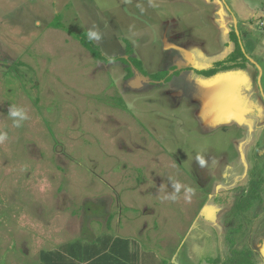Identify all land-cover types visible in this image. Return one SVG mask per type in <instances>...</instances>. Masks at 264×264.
I'll return each mask as SVG.
<instances>
[{
    "label": "rangeland",
    "instance_id": "374dc122",
    "mask_svg": "<svg viewBox=\"0 0 264 264\" xmlns=\"http://www.w3.org/2000/svg\"><path fill=\"white\" fill-rule=\"evenodd\" d=\"M232 30L245 69L180 60ZM0 133V264L102 234L149 264H264V0H0Z\"/></svg>",
    "mask_w": 264,
    "mask_h": 264
},
{
    "label": "trees",
    "instance_id": "16d2710c",
    "mask_svg": "<svg viewBox=\"0 0 264 264\" xmlns=\"http://www.w3.org/2000/svg\"><path fill=\"white\" fill-rule=\"evenodd\" d=\"M51 26L63 29V25L59 19ZM75 37L79 39L80 43L85 46L94 58L103 59L87 33H82ZM232 38L234 40V50L226 60L216 62L212 68L195 70V72L203 77H211L221 71H229L234 68L245 69L247 58L241 48L240 41L234 33L232 34ZM134 64L140 69L139 64L136 62ZM165 74L167 72L161 75L158 73L153 78L154 80H158ZM131 245L130 239L114 238L110 234H102L95 237L90 243L82 244L79 241H72L61 244L53 250H41L39 252V264H136L138 260H141L143 263V261H147L151 257L150 253L137 256V250H131Z\"/></svg>",
    "mask_w": 264,
    "mask_h": 264
},
{
    "label": "crops",
    "instance_id": "0c3cea01",
    "mask_svg": "<svg viewBox=\"0 0 264 264\" xmlns=\"http://www.w3.org/2000/svg\"><path fill=\"white\" fill-rule=\"evenodd\" d=\"M164 46L165 47H163L164 49L167 47V45L165 44V41H164ZM232 46L230 45V46H228V48L226 49V51L222 54V55H220V56H216V57H214V59L212 60V59H210L209 57H203V55H201L199 52L201 51V48H198V47H196V46H193L192 47V50H191V52L189 51V50H186V49H184V50H182V51H180L179 50V55H180V60L182 61V63L184 62V61H186L187 62V60H191V61H193V59H189V57L187 56V53H189V54H191L192 55V57L194 58V62L196 63V67L197 68H199L198 70H202V69H209V68H212L213 66H214V64L216 63V62H219V61H223V60H226V58L233 52V50H232V48H231ZM168 49V48H167ZM202 52H204V51H202ZM187 59V60H186ZM196 59V60H195ZM210 59V60H209ZM180 70H182V69H178V71H180ZM231 70H240V69H237V68H234V69H231ZM231 70H229V71H231ZM168 71V70H167ZM164 72H166V71H164ZM225 72H227V71H221V72H219V73H225ZM219 73H217V74H219ZM173 76H175V75H173ZM172 76V77H173ZM215 76V75H214ZM196 77H203V76H196ZM211 77H213V76H211ZM211 77H204V78H208V79H210ZM239 108V107H238ZM225 117V115L223 116V118ZM117 225V231H118V229H120L121 228V226L119 225V224H116ZM145 226H142L141 227V230L142 229H145L144 228ZM141 230H139L138 232H137V234L138 235H140V232H141ZM122 232V231H121ZM116 237H120V236H116ZM121 238H124V239H131V238H128V237H121ZM73 241V240H72ZM72 241H69V242H72ZM148 242H149V240H148ZM68 243V242H67ZM58 248V247H57ZM54 249H56V248H54ZM131 250L132 249H136V247L132 244L131 245V248H130ZM48 250V249H47ZM51 250H53V249H51ZM137 250V249H136ZM147 254V253H146ZM39 258V257H38ZM155 262V256H154V254H151V257H149L148 259H147V261H143V263L142 264H149L150 262ZM138 262H139V260H138Z\"/></svg>",
    "mask_w": 264,
    "mask_h": 264
},
{
    "label": "clouds",
    "instance_id": "9594fccd",
    "mask_svg": "<svg viewBox=\"0 0 264 264\" xmlns=\"http://www.w3.org/2000/svg\"><path fill=\"white\" fill-rule=\"evenodd\" d=\"M89 37L90 38L99 39V34L97 32L93 31V32L89 33ZM8 114L12 118H18V120H14V123H15L16 127L20 126L19 121H23V120L27 119V116H26L25 112L22 109H18V108H15V107L10 108ZM6 138H7V134L6 133H0V140H4ZM199 160H200L201 166H203L204 163H205L204 160L202 158H199ZM180 187H181V185L179 183H177L175 185V188H176L177 191H179ZM171 199H176V197L173 196V197H171Z\"/></svg>",
    "mask_w": 264,
    "mask_h": 264
},
{
    "label": "water",
    "instance_id": "95a60500",
    "mask_svg": "<svg viewBox=\"0 0 264 264\" xmlns=\"http://www.w3.org/2000/svg\"><path fill=\"white\" fill-rule=\"evenodd\" d=\"M217 76H218V74H216L215 76L211 77L210 80H211V79H213V80L217 79ZM200 92H201V91H200ZM228 97H229L228 94H221V96H220V98H221V100H222V103L225 105L224 108H223V112L227 110L228 103L231 102V101L229 100ZM204 99H205V101H207V102L213 103V97H212V94H209V95H208V98L204 96ZM210 103H209V104H210ZM221 113H222V112H221ZM224 113L226 114L227 112H224Z\"/></svg>",
    "mask_w": 264,
    "mask_h": 264
},
{
    "label": "flooded vegetation",
    "instance_id": "af4514ba",
    "mask_svg": "<svg viewBox=\"0 0 264 264\" xmlns=\"http://www.w3.org/2000/svg\"><path fill=\"white\" fill-rule=\"evenodd\" d=\"M234 33V35L236 36V38L240 41V36L237 34V32L236 31H231L230 32V34H229V37H232V34ZM174 82H176V81H174ZM177 84L178 83H181V82H176ZM234 96H235V94H234ZM235 98H236V96H235ZM237 99V98H236ZM230 100V99H229ZM231 102V104L233 105V106H235L236 105V103L238 102V101H240V100H235V101H232V100H230ZM237 264H240V262L239 263H237ZM241 264H251V262H248V263H241Z\"/></svg>",
    "mask_w": 264,
    "mask_h": 264
}]
</instances>
